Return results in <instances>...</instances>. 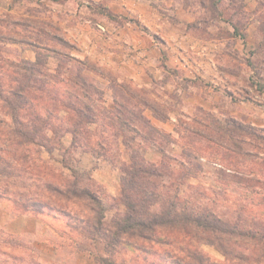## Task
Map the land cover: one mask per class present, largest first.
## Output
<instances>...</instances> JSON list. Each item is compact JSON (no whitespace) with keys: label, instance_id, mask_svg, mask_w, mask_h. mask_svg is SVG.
Returning <instances> with one entry per match:
<instances>
[{"label":"trees","instance_id":"obj_1","mask_svg":"<svg viewBox=\"0 0 264 264\" xmlns=\"http://www.w3.org/2000/svg\"><path fill=\"white\" fill-rule=\"evenodd\" d=\"M224 1L210 0V4L225 19L221 8ZM260 1L264 3V0ZM201 2L208 8L206 0ZM91 8L110 21L122 20L105 1L95 3ZM130 21L147 35H156L139 20L128 18L127 22ZM13 24L15 35L28 32L32 36L43 32L47 36V31L31 22L14 19ZM5 28L10 25L0 22V103L13 122L9 125L0 119V198L11 201L15 212L63 217L65 227L61 229V236L70 241L76 239V250L84 249L80 241L90 243L95 249L91 252L97 264H117L120 255L127 252V246L143 254L142 264H219L201 249L202 239L213 240L226 254L227 264H264V217H261L264 213L254 210L264 204V175H250L245 179L232 175L234 183L252 189L249 191L252 195H246L249 206L246 203L239 206L235 221H229L215 208L199 201L190 206V201L199 196L181 194L179 184L186 175L195 177L201 168L196 149L188 148L186 159L175 157L180 167L175 177L171 157L165 154L162 145L168 142L169 136L155 128L143 110L133 106L131 98L134 95L115 93L114 107L107 108L103 105V89L89 79L84 67L76 68L68 78L62 76L66 70L48 72L46 59L52 48L13 36L12 31ZM59 39L71 45L68 40ZM8 42L27 43L36 53L35 60L9 58L12 53L4 48ZM43 50L46 51L44 56ZM253 61L249 60V63L255 67ZM140 100L148 106L143 97ZM152 110L157 118H167L166 111L164 117L157 113L163 112L160 109ZM61 111L65 112L64 116ZM204 120L203 123L197 121L202 124L199 130L186 128L196 136L206 138L209 146L220 155L225 156L222 150H233L237 155L253 153V158L259 155L258 152L264 153L263 129L236 117L222 122L213 117ZM49 130L54 134L53 138L48 136ZM67 132L73 136L72 148H82L95 157L108 156L116 162L123 151L122 146L129 152L128 160L120 164L121 191L117 198L126 210L117 215L111 225L105 222L106 206L102 198L81 184L79 170L66 161L64 165L71 171V179L61 180L58 184L47 181L45 195L32 198L24 189L16 188L19 183L23 188L27 186L24 180L32 177V166L40 149L50 151L48 145L51 143L63 149L61 138ZM136 140L143 144L156 143L163 153L162 161L155 164L148 161L140 149L131 150ZM260 157L264 162V156ZM165 178H172L171 185L176 187L174 192L168 191V187L162 191L164 185L159 181ZM3 179L8 184L3 183ZM198 195L206 193L201 191ZM155 204H159L157 209H154ZM245 211L248 214L244 217ZM100 241L102 248L97 249ZM240 246L248 247L251 253L240 251ZM30 252L32 254L27 257L22 254L16 259L26 261L28 258L27 262L37 264ZM136 257L140 258V255L132 258L133 264H136ZM12 258L8 251L0 249V264H9Z\"/></svg>","mask_w":264,"mask_h":264},{"label":"rangeland","instance_id":"obj_2","mask_svg":"<svg viewBox=\"0 0 264 264\" xmlns=\"http://www.w3.org/2000/svg\"><path fill=\"white\" fill-rule=\"evenodd\" d=\"M38 1L39 4L34 5L37 7L34 9L36 14L38 13L37 18H33V21L21 19V22H31L32 25L40 26V29L47 31V36L43 32L32 36L28 35V32L13 34L14 15L8 12L0 19V22L10 25V28L5 30L12 31L13 36L24 40L29 39L50 46L52 51L46 59L48 72L66 70L62 76L66 75L68 78L76 68L84 67V73L89 79L103 89L105 93L103 105L107 108L114 107L115 93H126L128 97L134 95L136 98L134 96L131 98L133 106L140 111L143 110L144 116L155 128L168 134V142H163L162 145L165 147V154L171 157L175 177L176 170H180L174 160L175 157L178 155L179 158L186 159L187 149L193 151L196 149L197 162L201 168L196 172L195 177L186 175L179 184L181 194L187 197L199 196L195 201H190V206L199 201L203 205L215 208L229 221H235L239 206L244 203L249 206L250 202L246 195H252L249 192L252 189L234 183L231 177L239 175V178L245 179L250 175H264V162L260 157L264 156V153L258 152L260 156L255 155L253 158V153L237 155L233 150H222L225 154L222 156L209 146L210 143L206 138L196 136L186 127L199 130L202 124L197 121L203 123L206 117H213L219 122L229 117H236L244 123H250L264 130V3L260 0H225L221 5L224 19L211 7L210 0H206L208 8L203 6L201 0H150V5L167 21L162 35L156 34L154 37L148 35L158 43L157 46L149 45L144 36H140L142 39L136 36L135 39L139 43H125L116 51L107 45L110 50L106 48L101 51L99 48L84 49L78 46L79 43L68 38L66 26L70 22L61 24L59 20L65 19L62 18L64 13L59 12V16L54 9L60 8V3L57 2L59 0ZM28 6L26 3L25 11H29ZM57 17L59 20L56 19ZM88 18L94 19L91 27L85 22ZM128 18L129 15L122 16V20L118 22L103 19L101 23L104 22L106 27L109 25L110 30L115 32L114 26L128 23ZM78 19L81 24L74 26L80 28L81 33L83 29L90 27L91 44L96 46L93 27H97L99 22L96 20L102 17L92 18L85 12ZM50 24H54L55 27ZM124 36L125 33L121 36L122 40ZM59 38L68 40L71 45L61 42ZM73 39L77 41L76 38ZM27 45V43L8 42L5 43L4 48L12 53L9 54V58L17 61L35 60V52L31 48H25ZM129 45L140 47L130 48ZM87 50L92 53L87 54L85 52ZM45 52L42 51V56ZM249 60H254L255 67L251 66ZM212 73L219 74L220 79L217 83H212L211 77L208 76ZM142 97L147 101L148 106H144L141 100L139 101ZM3 109L0 103V119L11 125L13 119ZM152 109H160L163 112L157 113L164 117L166 111L167 118L165 120L157 118ZM208 113L211 115L209 116ZM60 114L64 116L65 112L61 111ZM48 136L54 137L51 130L48 131ZM72 138L71 132L63 135L61 138L63 149L54 147L52 143L48 145L50 151L45 148L40 149L37 154L38 159L32 166V177L24 180V185L27 186L23 188L19 183L16 188L21 191L24 189L32 198L45 195L44 188L47 181L58 184L61 180L71 179V171L64 165L66 161L79 170L81 184L90 187L102 198L106 206L105 222L111 225L117 215L126 210L117 198L121 191L120 164L128 160L129 152L122 146L121 156L115 162L108 156L95 157L82 148H72ZM192 139L193 143H191ZM133 149H140L146 159L155 164H159L163 159L160 147L154 142L143 144L136 140L131 150ZM249 149L255 150L252 147ZM163 180L159 181L164 185L162 191L168 187V191L174 192L176 187L175 184L171 185L172 178ZM3 183L8 184V181L3 179ZM201 191L206 195H198ZM0 201H7L12 205V202L5 198H0ZM158 206L159 204H155L154 209ZM254 210L264 213V204L261 203V207ZM247 214L248 212L245 211L243 216ZM39 217L46 221L45 225H48V231L45 232L48 238L54 236L53 241L60 246L59 255L64 262L62 264L75 263L78 252H83L85 255L82 264H97L91 252L95 249L90 243L80 241L84 249L76 250L74 248L76 239L70 241L61 236V229L65 227L63 217V219L49 215ZM261 217H264V214ZM102 245L103 242L100 241L97 249H101ZM200 247L211 260L219 264H227L226 254L217 248L213 240L202 239ZM126 248L127 252L120 255L117 264H133L132 258L137 254L140 258L134 259L136 264L143 263L141 261L143 254L134 251L131 247ZM228 248L233 250L231 245H228ZM247 248L240 246L239 250L251 253V249Z\"/></svg>","mask_w":264,"mask_h":264},{"label":"crops","instance_id":"obj_3","mask_svg":"<svg viewBox=\"0 0 264 264\" xmlns=\"http://www.w3.org/2000/svg\"><path fill=\"white\" fill-rule=\"evenodd\" d=\"M101 1H105L108 7L120 17L129 15L130 18L139 20L154 34L162 35V33L165 32L163 29H165L167 21L162 14L158 13V11L150 5V0H59L57 2L60 3V8L54 9L57 15H59V12L63 11L64 16L62 18L65 19L59 20V17L56 19L59 20L61 24L70 22V24H67L66 26V34L69 39L73 42H77V44L79 43L78 46L84 49L88 47L90 50L99 48L101 51L107 47H111V49L116 51L118 47H121L125 43H139V41L135 39L136 36L139 37V39L141 38L140 36H144L143 38L148 41L147 43H149V45L153 47L157 46L158 43H156V41L151 39L148 35L144 34L139 26L132 21L117 27L114 26L115 32L110 30L109 25L107 27L104 25L106 28L104 32L97 27H93V31L95 32L93 36L95 37L96 46L91 44L90 39L92 38V34L90 33L91 29L89 30V28L91 27L92 20L94 19L88 18L85 20L87 25L90 27L88 29H83L82 33L80 32V28L75 27L74 25L81 24L78 18L85 12L91 15L92 18L95 16L98 18L102 17V19L96 20L97 22L101 23L103 19L104 21H109L106 17L97 14L91 8L93 4ZM26 3L29 5V11H25V8H27ZM36 4H39L38 0H0V19L5 17L8 12L14 15V19H28L33 21V18H37L36 15H38V13L36 14L34 11V9L37 8L34 6ZM97 22H95V24ZM102 24L105 23L103 22ZM124 33V40H122L121 36L124 35ZM73 38H76L77 41ZM87 38L89 40H87ZM27 47L32 49L30 45L25 46V48ZM129 47L132 48L140 46L129 45ZM90 50L85 52L87 54L92 53ZM115 54L117 55V53ZM202 76H204V73ZM208 76L211 77L212 83H217L220 79L219 74L217 73H212L211 76ZM155 122L160 125L157 121ZM162 125H164V123H162ZM45 222L46 221L42 220L39 216L33 213H17L12 209V205L9 202L0 201V249L8 251L13 256L12 261L9 264H30L27 262L28 258L26 261L16 259V256H22V254L27 257V255L32 254L30 251L33 252V257L35 263L37 264L64 263L59 255L61 252L60 246L53 241V238L55 237L51 236L53 238L49 239L46 235L48 225H45ZM84 258V253L78 252L76 261L72 264H82L81 261H83ZM15 259L16 261H14Z\"/></svg>","mask_w":264,"mask_h":264},{"label":"built area","instance_id":"obj_4","mask_svg":"<svg viewBox=\"0 0 264 264\" xmlns=\"http://www.w3.org/2000/svg\"><path fill=\"white\" fill-rule=\"evenodd\" d=\"M97 27H98L101 31H103V32L106 30L104 24H102V23H100V22L97 24Z\"/></svg>","mask_w":264,"mask_h":264}]
</instances>
